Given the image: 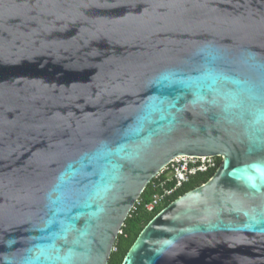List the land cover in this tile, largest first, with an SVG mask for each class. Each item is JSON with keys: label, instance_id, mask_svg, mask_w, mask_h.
<instances>
[{"label": "water", "instance_id": "95a60500", "mask_svg": "<svg viewBox=\"0 0 264 264\" xmlns=\"http://www.w3.org/2000/svg\"><path fill=\"white\" fill-rule=\"evenodd\" d=\"M183 155L121 264H264V0H0V264H107Z\"/></svg>", "mask_w": 264, "mask_h": 264}, {"label": "trees", "instance_id": "16d2710c", "mask_svg": "<svg viewBox=\"0 0 264 264\" xmlns=\"http://www.w3.org/2000/svg\"><path fill=\"white\" fill-rule=\"evenodd\" d=\"M214 171L215 168L212 167L203 172H196L179 186L175 185L174 179H169L166 170L153 177L140 194L138 203L134 204L125 218L120 233L115 239L107 264H121L124 255L146 223L179 195L205 182ZM166 191L170 192L167 194ZM153 195L162 196L161 203L156 204L149 210L145 207V204L152 200Z\"/></svg>", "mask_w": 264, "mask_h": 264}, {"label": "built area", "instance_id": "2783aa9c", "mask_svg": "<svg viewBox=\"0 0 264 264\" xmlns=\"http://www.w3.org/2000/svg\"><path fill=\"white\" fill-rule=\"evenodd\" d=\"M212 160V156H178L173 158L159 173L166 170L169 179H174L175 185L179 186L183 182H186L196 172H203L206 171L207 168L212 167ZM166 192L168 194L170 191ZM161 198L162 196L153 195L152 200L145 204V207L151 210L156 204L161 203ZM136 202L138 203V200Z\"/></svg>", "mask_w": 264, "mask_h": 264}, {"label": "flooded vegetation", "instance_id": "af4514ba", "mask_svg": "<svg viewBox=\"0 0 264 264\" xmlns=\"http://www.w3.org/2000/svg\"><path fill=\"white\" fill-rule=\"evenodd\" d=\"M220 161H221V158L220 157L214 156L213 157V160H212V163H213V166L212 167H214L216 169L219 166ZM212 167H209V168H212ZM209 168H207V169H209Z\"/></svg>", "mask_w": 264, "mask_h": 264}, {"label": "rangeland", "instance_id": "374dc122", "mask_svg": "<svg viewBox=\"0 0 264 264\" xmlns=\"http://www.w3.org/2000/svg\"><path fill=\"white\" fill-rule=\"evenodd\" d=\"M136 203H137V202H136ZM136 203H135V204H136Z\"/></svg>", "mask_w": 264, "mask_h": 264}]
</instances>
